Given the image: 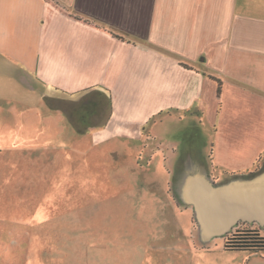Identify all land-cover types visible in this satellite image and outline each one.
Instances as JSON below:
<instances>
[{
    "label": "crops",
    "instance_id": "crops-1",
    "mask_svg": "<svg viewBox=\"0 0 264 264\" xmlns=\"http://www.w3.org/2000/svg\"><path fill=\"white\" fill-rule=\"evenodd\" d=\"M52 1L57 7L48 0H0V103L8 101L14 116L1 133L16 146L34 135L89 134L98 123L89 112L95 109L81 106L82 96L88 95L87 104L104 100L106 117L99 125L106 140L123 128L134 131L120 136H140V129L125 120L132 100L120 95L138 88L152 107L148 115L165 112L183 126L169 136L175 147L162 152V176L146 187L153 190V182L160 183L161 191L147 194H166L171 205L166 218L161 214L163 229L153 240L159 246L172 244L165 222L175 221L169 212L183 210L190 211V235L195 231L198 237L192 206L174 193L178 178L183 180L196 164L207 175L211 168L210 179L219 182L258 171L264 160V0ZM211 76L220 81L219 94ZM6 87L11 94H5ZM35 95L31 106L28 98ZM48 104L71 130L27 126L34 113L39 117L43 112L34 108ZM205 125L209 137L199 149L192 143ZM195 148L201 159L193 154ZM145 159L141 164L137 158L133 165L151 166L152 158ZM221 167L231 171L215 174ZM248 252L256 258L253 264H264L263 254ZM246 257L249 262L251 257L243 255L234 264Z\"/></svg>",
    "mask_w": 264,
    "mask_h": 264
},
{
    "label": "rangeland",
    "instance_id": "rangeland-1",
    "mask_svg": "<svg viewBox=\"0 0 264 264\" xmlns=\"http://www.w3.org/2000/svg\"><path fill=\"white\" fill-rule=\"evenodd\" d=\"M4 91L11 94L8 87ZM14 91L21 95L19 88ZM125 91L121 98L132 100L127 106L130 118L125 120L140 129V136L130 137L128 131L133 133L134 129L123 128L122 133L106 140L99 125L106 117L101 109L104 100L100 97L101 102L87 104L90 96L86 95L81 106L95 109L89 112L91 120L98 123L89 134L34 135L16 146L9 135L1 133L14 116L9 113L8 101L0 103V264H234L243 255L251 258L249 262L244 258L242 264H253L256 258L248 251L225 250L224 237H213L206 245L195 231L190 235L189 210L169 212L175 221L167 220L165 230L172 244L159 246L153 240L161 234V214L166 218L170 202L166 194H147L161 191L157 181L153 190L146 187L162 176V152L175 147L168 142L169 136L183 126L164 116L165 112L148 115L152 107H148L147 97L138 95V88ZM28 99L35 106L38 96ZM34 109L43 112L39 117L33 112L29 128L71 130L50 104ZM205 126L193 139L192 144L199 149L209 137ZM40 138L49 139V143ZM193 154L202 158L196 148ZM146 155L152 158L151 166L133 165L137 158L144 163ZM166 163L168 167L169 159ZM263 166L264 160L258 168ZM223 171L231 170L221 167L215 174ZM260 233L264 234V228ZM257 253L264 255V251Z\"/></svg>",
    "mask_w": 264,
    "mask_h": 264
},
{
    "label": "water",
    "instance_id": "water-1",
    "mask_svg": "<svg viewBox=\"0 0 264 264\" xmlns=\"http://www.w3.org/2000/svg\"><path fill=\"white\" fill-rule=\"evenodd\" d=\"M228 181L213 182L199 165L190 166L174 193L193 208L198 238L208 243L240 224L264 228V166Z\"/></svg>",
    "mask_w": 264,
    "mask_h": 264
},
{
    "label": "trees",
    "instance_id": "trees-1",
    "mask_svg": "<svg viewBox=\"0 0 264 264\" xmlns=\"http://www.w3.org/2000/svg\"><path fill=\"white\" fill-rule=\"evenodd\" d=\"M54 7H57L56 3L52 0H48ZM65 13L64 11L60 10ZM66 14V13H65ZM70 18L81 21L86 25L89 23L77 16L68 15ZM108 34L114 37H118L116 34L107 31ZM212 77V76H211ZM214 78V77H212ZM215 79V78H214ZM218 82L217 93L220 92V81L215 79ZM245 226H237L231 232L226 234L224 237L223 247L225 250H245V251H264V234L260 233L261 227L249 224H240Z\"/></svg>",
    "mask_w": 264,
    "mask_h": 264
}]
</instances>
